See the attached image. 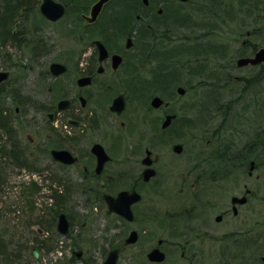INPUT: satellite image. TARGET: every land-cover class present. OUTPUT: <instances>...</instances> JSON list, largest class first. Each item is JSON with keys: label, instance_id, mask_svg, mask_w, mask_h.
Returning a JSON list of instances; mask_svg holds the SVG:
<instances>
[{"label": "rangeland", "instance_id": "obj_1", "mask_svg": "<svg viewBox=\"0 0 264 264\" xmlns=\"http://www.w3.org/2000/svg\"><path fill=\"white\" fill-rule=\"evenodd\" d=\"M56 1L66 5V0ZM41 2L42 0H37L36 3H32L33 6L30 4L32 7L30 16L15 19L12 24V30L16 35L21 30L23 33L26 32L29 46L25 44L26 40L22 44H16L17 42L13 40L4 41L0 35V71H10V77L0 84V89L13 90L18 94L16 101L11 95H4L0 91V109H4V116L17 107L22 109L19 114L22 118L11 117L13 121L8 131L0 129V150L2 151L4 145L11 141L23 154L22 160L28 161V167L23 169L11 162L5 168L1 164L4 162V155L0 152V231L6 229L12 241V248L21 249L19 260L15 259L12 264H84L83 260L86 264H101L103 253L107 254L112 246L120 243V239L128 234L129 225L120 223L116 217L108 215L103 209L102 201L90 197V191L81 180L84 174L83 166L71 167L69 173V169L52 161L49 154L51 149L61 145L66 149L72 147L82 155L83 165L92 171L94 158L90 154V148L94 142L102 143L112 155V160L106 164L107 172L101 177L103 179L117 172L121 160H125L122 170L137 169V165L130 160L134 158L129 155L130 148L136 150L138 160L144 156L145 149H149L154 150L155 154L162 155L163 163L182 165L184 160L175 158L171 150L173 143L179 142L185 147L184 157L187 160L190 156L196 158L201 154L210 161V157H214L216 153H212L206 142L207 140L213 142L214 136L206 133V130L213 131L222 124L225 129L221 128V130L225 133L222 134L221 141L223 140L224 145L233 143L234 162L256 161L252 177L249 180L245 178V181L254 194L250 198V218L261 223V228L249 236L250 245L246 248L240 246L231 249V257L238 259L243 253L250 258L248 262L251 264H261L260 259L264 256V153L260 154L259 148H256L258 142L253 147V151L257 152V159L252 158L249 155L251 152L247 151L249 143L255 142L258 136H264V110H260L261 103L254 105L256 96L254 94L248 96L240 89L236 80L230 87L217 88L215 85H209L212 82L210 74L204 73L199 77L198 74L192 75L190 71L185 70L180 84L186 88V93L180 96L175 89L173 96L177 99L174 110L181 114L179 120L186 119L184 124L186 133L178 137L173 131L169 135L160 131L159 120L162 118V112L150 107L153 96L158 95L166 99L172 94L171 90L165 91L156 85L147 96L135 101L132 91L122 89L130 97L124 113L119 116L115 126L109 106L121 89L112 88V91L102 97L98 96L96 90L86 89L84 93L86 97L88 96V109L84 114L78 111L72 113L74 117L81 119L82 126L74 128L73 141L69 145L67 132L70 130L68 124L70 112L61 113L55 121L50 120L47 114L56 110L59 100L70 99V94L75 96L80 91L76 79L80 74V68L85 65L82 58L87 59L94 51L92 45L94 39L90 36V29L86 27L82 17L87 13L82 9L83 5L79 7L78 2L70 0V6L66 5L65 16L57 22H51L39 11ZM79 9L81 12L77 11ZM37 42L41 43L43 50L35 58L34 46L36 47ZM108 42L109 50L114 52L119 43ZM183 54L185 57L182 61H187V67H198L194 52L185 50ZM52 62L66 65L67 73L54 77L49 70ZM208 64L209 67L213 66L211 63ZM243 74L250 76L244 72ZM243 74L235 71V77ZM139 77L142 82L147 79L145 72ZM202 79L206 83L202 86L203 90H200L198 87L201 86ZM200 97L209 101L203 106L202 118L196 120L192 117L200 116L196 107ZM215 100H223L222 104L228 102L229 105L218 107L213 102ZM260 101H264V90L259 95ZM77 106H80L78 102ZM222 111L224 113L230 111L228 120H224L223 123L215 116ZM146 117L150 119L147 123ZM20 118L24 128L20 125ZM91 118H95L97 123L89 125ZM122 121L125 122V126H121ZM201 128L204 131L203 135L200 133ZM29 136L33 139L32 144ZM201 136L203 137L200 138ZM219 144L220 142H213L210 148L213 149ZM243 148L246 155L240 151ZM200 149L202 153L199 152ZM196 152L197 155L194 156ZM193 162H196V159ZM52 180H61L65 183V199L62 203L56 201L60 203L59 207L55 206V199H49L52 193L49 187ZM94 184L96 188L97 184ZM31 185L37 189L33 197L27 193ZM59 195L60 192L57 196ZM28 196L32 197V207L24 201ZM59 213H65L69 220L67 235H62L57 230ZM169 236L171 235L159 231L154 235L145 234L142 229L137 244L132 249L125 250L119 264H148L146 254L149 247L154 246L159 238L169 240ZM42 241L47 243L43 244ZM50 246L57 249L48 250ZM220 247L221 244L215 248L218 253L215 260L230 255V250H226L224 255L220 254ZM33 248L41 251L39 259L33 258L31 254ZM79 250L82 251L80 260L72 254L73 251ZM206 252L204 251L205 258H210V252ZM3 264L7 263L3 262Z\"/></svg>", "mask_w": 264, "mask_h": 264}, {"label": "flooded vegetation", "instance_id": "obj_2", "mask_svg": "<svg viewBox=\"0 0 264 264\" xmlns=\"http://www.w3.org/2000/svg\"><path fill=\"white\" fill-rule=\"evenodd\" d=\"M99 1L85 0L83 9L87 13L83 16L89 17L92 7ZM83 20L90 29L89 34L94 39L92 41L99 40L103 44L104 41H117L119 44L114 52L104 44L108 50V57L102 62L99 60L100 52L96 48L90 53V57L82 58L85 65L80 68V74L76 79L80 91L75 96L70 94V99L63 98L70 100L67 110L59 112L56 106V110L51 113L50 120L55 121L61 113L70 112L68 120L70 130L67 132L69 145L73 141L74 128L82 126L81 119L74 117L72 113L78 111L84 114L88 109V96L86 97L84 93L86 89L96 90L100 97L112 91V88L121 89L109 106L115 126L117 119L124 112L117 114L110 110L114 99L122 95L126 106L130 97L122 89L132 91L135 101L147 96L156 85L162 90H171L172 94L166 99L159 96L163 104L157 109L151 106V101L158 95L153 96L150 107L162 112V118L159 120L160 131L168 135L173 131L178 137L186 133L184 127L186 119L184 118L183 122L179 120L181 114L174 110L177 99L173 96L175 89L180 95L178 89L184 88L180 81L186 71H190L192 75L198 74L199 77L204 73L210 74L212 82L209 85H215L217 88L230 87L236 80L244 92L252 90L261 94L264 90V59L260 58V61L256 62L257 55L264 50V0H108L102 5L93 23L87 22L84 18ZM127 44L130 47H127ZM185 50L195 53L198 67H187V61H182ZM113 55H119L122 59L116 69L112 66ZM242 60L248 62L241 63ZM254 60L255 62H252ZM208 63L213 66L209 67ZM235 71L250 76L243 74L235 77ZM144 72L147 79L142 82L139 76ZM82 77H89L91 82L80 87L77 82ZM205 83L202 79L198 88L203 90L202 86ZM170 87L172 88L169 89ZM184 89L186 93V88ZM206 101L209 100L203 97L198 99L196 107L200 116L192 118L196 120L202 118ZM221 101L213 102L218 107L229 105L228 102L222 104ZM77 102L80 106H77ZM259 103L260 110H264V101ZM229 113L230 111L225 113L222 111L215 116L223 123L224 120H228ZM168 115H175V118L164 129L162 126ZM149 121L150 119L146 117L145 122ZM96 123L97 120L91 118L89 125ZM121 126H125V122L122 121ZM221 128L225 129L224 124L217 126L213 131L206 130V133L214 136V143L220 142L219 146L212 149L210 146L213 142L207 140L206 146L212 153H216L214 157H210V161L196 152L194 154L197 155L196 158L191 156L188 158L190 162L195 159L196 162H188L184 157L185 147L179 142L173 143L171 150L175 158L184 160L182 165L163 163L162 155L155 154L154 150L149 149H145L144 156L138 160L136 150L130 148L129 155L134 156L130 160L137 165V169L122 170L125 160H121L117 172L103 179L101 177L107 172L106 164L112 160V155L102 143L94 142L90 148V154L94 158L92 171L83 165L82 155L72 147L66 149L61 145L53 148L69 150L77 157L78 161L74 164L66 165L60 162L56 164L69 169V173L71 167L83 166L84 174L81 180L90 191V197L101 200L108 215L116 217L120 223L129 225L128 234L120 239V243L112 246L107 254L103 253L102 263L109 252L116 249L119 264L125 250L132 249L137 244L143 229L145 234L154 235L159 231L171 235L169 240L159 238L154 246L149 247L146 254L148 264H217V262L251 264L248 262L250 258L246 256L243 259L231 257V249L249 246V236L261 228L260 222L252 221L250 218V198L254 194L246 184L245 178L249 180L252 177L251 161L234 162L233 143L225 145L222 143L221 137L225 131ZM200 133L204 134L203 128ZM261 139L262 141L258 142L259 152L263 154L264 136ZM29 141L32 144L31 136ZM95 143L101 144L109 157L101 171H97L98 159L92 152ZM175 145L182 146L181 152L174 151ZM240 151L246 154L244 148ZM199 152L202 153L201 149ZM94 183L97 184L96 188ZM122 192L134 194L133 199L139 196V199L129 207L131 220L121 215L122 199L115 203L118 206V213L110 211L106 200L107 196L117 199ZM132 232L137 233L138 239L135 243L127 244L126 239ZM219 244L220 254L224 255L226 250H230V255L215 260L218 255L215 248ZM155 249L160 250L164 259L149 260L148 255ZM204 251L210 252V258H205ZM81 258L82 255L76 259ZM260 261L264 264V256ZM83 263L86 264L84 260Z\"/></svg>", "mask_w": 264, "mask_h": 264}, {"label": "water", "instance_id": "obj_3", "mask_svg": "<svg viewBox=\"0 0 264 264\" xmlns=\"http://www.w3.org/2000/svg\"><path fill=\"white\" fill-rule=\"evenodd\" d=\"M108 0H100L98 3H96L91 10V15L89 17H85L86 21L89 23H93L101 9H102V5L107 2ZM40 13L44 16V18H46L48 21L51 22H57L60 19H62L66 13V7L63 3L58 2L56 0H42L40 7H39ZM129 42V41H128ZM96 49L100 52V57L99 60L100 62L104 61L107 57H108V50L106 49L105 45L99 41L96 40L92 43ZM127 47H130L129 44H127ZM261 59H264V50L261 51V53L259 55H257V61H260ZM112 60H113V68H118L121 64V57L119 55H113L112 56ZM248 62V60H242L241 63H245ZM252 62H255L252 61ZM49 70L50 73L54 76V77H59L63 74H65L67 72V66L59 63V62H53L50 64L49 66ZM10 76V72L7 70H2L0 71V84L3 83L4 81L8 80ZM91 82V79L89 77H82L80 79H78V85L80 87H83L85 85H88ZM178 92L180 95H184L185 93V89L184 88H179ZM82 100H84L83 98H81ZM163 104V100L159 97V96H155L152 101H151V106L155 109L159 108L161 105ZM70 106V100L68 99H62L58 102L57 104V110L58 111H65L69 108ZM125 109V101L122 95L116 97L110 107V110L112 112H115L117 114H121ZM48 117L51 119L52 118V114H49ZM175 118V115H168L163 123V128H167L170 123L172 122V120ZM182 150V146L181 145H175L174 146V151L175 152H181ZM92 152L96 155L97 159H98V166H97V171H101V169L103 168V165L105 164V162L109 159V157L107 156V154L104 151V148L101 144L99 143H95L92 147ZM51 157L53 160H55L56 162H60L66 165H71L74 164L78 161L77 157L73 156L69 150L66 149H52L51 150ZM255 167V162L252 161L251 162V171L254 170ZM134 194L130 195L128 192H122L119 197L117 199H114L110 196H107L106 200L108 202L109 205V209L110 211H113L115 213H118L119 210L117 209V205H115V203L117 201H119L120 199L123 200V207L121 209V215L125 216L127 219L131 220L132 216L130 215V211H129V207L131 205V203H133L136 199H139V196L136 199H133ZM242 202L244 200H241ZM57 230L59 233L66 235L69 231V221L68 218L66 216V214L64 213H60L58 215V223H57ZM138 239L137 233L136 232H132L130 234V236L126 239V243L127 244H132L135 243ZM76 258H80L82 255L81 251H77L73 253ZM33 255L36 259L39 258V252L34 249L33 250ZM149 260L151 261H161L162 259H164L162 253L160 252L159 249H155L153 250L149 255H148ZM117 260H118V251L116 249H113L109 252L107 258L105 259V261L102 264H117Z\"/></svg>", "mask_w": 264, "mask_h": 264}, {"label": "trees", "instance_id": "obj_4", "mask_svg": "<svg viewBox=\"0 0 264 264\" xmlns=\"http://www.w3.org/2000/svg\"><path fill=\"white\" fill-rule=\"evenodd\" d=\"M36 1L37 0H0V32L2 31L0 33V35L4 41L13 40L14 42H17L16 44H22L23 41L26 40L25 44L29 46V43L27 42V38H26V32L23 33V30H21L16 35V33H14L12 30V24H13L15 19L18 20L20 18L29 17L30 16L29 12L32 8L31 6H33L32 3L33 2L36 3ZM74 1L78 2L77 5H79V7L85 3V0H74ZM65 3L67 5V7L70 6V0H66ZM30 4H32V5L30 6ZM32 10H34V9H32ZM77 11L81 12L80 9ZM22 13H24V14H22ZM104 44L107 46L108 49H110L108 41L107 42L104 41ZM42 50H43V46L41 45L40 42H37L36 47L34 46L35 58L37 57V55L39 53H41ZM0 91L4 95H8V96L11 95L12 98H14V99H16V101H18L17 92H13V90L5 91V90H1V89H0ZM246 93L248 94V96H250L251 94L254 93L255 94L254 96L257 97V92H255V91L250 90L249 92H246ZM256 97H255V100H256ZM22 103H24V102H22ZM20 111H22L21 108H20ZM25 111H27V110H25ZM198 113H200V112H198ZM14 116L22 118V116H20L19 114H16V109L11 110L8 115L4 116V109L1 108L0 109V129L8 131L9 127L11 128V124H12L11 122L13 121L12 118L14 119ZM19 122H20L21 127L24 128V125L22 123L23 121H21V119H19ZM261 137L262 136H258L257 139L255 140V142L249 143V146L247 149V151L251 152L249 155L252 156V158H254V159H257L258 155L256 154L257 152L253 151V149H254L253 147L256 144V142H259V140L262 141ZM256 148H259V150H260L259 145ZM0 152L4 155L3 156L4 162L1 164H3L5 168L10 165V162L13 163V165L17 166L20 169H23L24 166L27 165L28 161L26 159L22 160L23 154L21 153L20 149L18 147H16V144L14 143V145H13V142H11V141H8L7 144L4 145V148L2 149V151L0 150ZM26 167H28V166H26ZM49 187L52 191L51 196H49V199H52V200L55 199V202H54L55 206H57V207L61 206L60 203L56 202V201L58 200L61 203L64 201V199H65L64 196L66 195L65 191H64L65 183H63L61 180H58V181L52 180ZM36 190L37 189L35 188V186L31 185L28 187L27 193L33 197L34 195H36ZM59 192H60V195L57 196ZM31 196H28L26 199H24L25 203H27L28 206H30V207H32V201H31L32 197ZM42 243L43 244L47 243V241H42ZM51 246L48 248V250L55 251L57 249L56 247L51 248ZM20 250L21 249H19L18 247L12 248V241H11V238L8 237V233H7L6 229H3L2 231H0V264H3V262L7 263V264H12V263H14L15 259L19 260ZM37 250L41 256V251L39 249H37ZM242 254L240 255V258L241 259L246 258L245 255L243 254L244 255L243 256ZM32 256H33V254H32ZM33 258H34V256H33ZM256 260H258V258H256ZM256 260L254 259V261H256Z\"/></svg>", "mask_w": 264, "mask_h": 264}, {"label": "bare ground", "instance_id": "obj_5", "mask_svg": "<svg viewBox=\"0 0 264 264\" xmlns=\"http://www.w3.org/2000/svg\"><path fill=\"white\" fill-rule=\"evenodd\" d=\"M259 95H260V93L259 94H257V99H256V101L254 102V105H257L258 103H259ZM22 111H20V107H17L16 108V114H20ZM258 112H255V114H257ZM21 116V115H20ZM21 119V118H20ZM51 159H52V157H50ZM52 161L54 162V163H56V161L55 160H53L52 159ZM25 164V163H24ZM27 166V165H26ZM26 166H24V168L26 167ZM250 169H251V163H250ZM50 200H52V199H50ZM53 203V202H52ZM39 231H41V230H39ZM34 249H36V248H33V250ZM37 250V249H36ZM38 251V250H37Z\"/></svg>", "mask_w": 264, "mask_h": 264}]
</instances>
